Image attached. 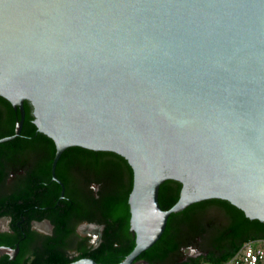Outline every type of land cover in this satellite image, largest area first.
<instances>
[{
	"label": "water",
	"instance_id": "1",
	"mask_svg": "<svg viewBox=\"0 0 264 264\" xmlns=\"http://www.w3.org/2000/svg\"><path fill=\"white\" fill-rule=\"evenodd\" d=\"M0 96L19 111L0 142L31 102L60 197L65 148L127 160L135 245L112 264H135L193 202L224 199L264 222V0H0ZM166 179L181 190L162 209Z\"/></svg>",
	"mask_w": 264,
	"mask_h": 264
},
{
	"label": "trees",
	"instance_id": "2",
	"mask_svg": "<svg viewBox=\"0 0 264 264\" xmlns=\"http://www.w3.org/2000/svg\"><path fill=\"white\" fill-rule=\"evenodd\" d=\"M25 116L19 136L0 142V186L4 185L6 161L18 163L23 141L31 139L35 125L33 115L26 103ZM19 111L7 99L0 96V138L14 132ZM37 139L51 142L48 154L39 163V180L42 187L50 183L49 193L41 196V205H52L59 198L60 187L50 177V164L54 156L52 139L38 133ZM69 153L61 154L56 165V173L65 183L68 191L59 204L67 203L66 197L73 200L74 210L53 212L43 211L30 218H49L53 222L85 219L103 225L100 241L88 246L86 239H42L30 249L32 239H0V245L15 246L19 241V252L15 259L8 254H0V264H67L81 257H90L97 262L118 263L133 249L135 237L129 230L128 195L132 186V169L127 160L112 151H95L83 147H70ZM89 156L86 165L90 169L88 181L98 183L93 192L88 187L84 196L74 192L75 181L67 178L64 170L68 158ZM83 164V163H81ZM62 166V167H61ZM61 167V168H60ZM181 183L166 179L159 185L158 202L162 209L173 205L179 197ZM68 212V214H67ZM59 216V217H58ZM57 217V218H55ZM58 221V222H60ZM29 234V230L26 229ZM264 240V222L250 219L244 212L220 198H210L193 202L168 216L160 237L135 259V264H222L230 259L245 243ZM192 246L197 254H189ZM74 249L70 254L68 249ZM146 261L147 263H144Z\"/></svg>",
	"mask_w": 264,
	"mask_h": 264
},
{
	"label": "flooded vegetation",
	"instance_id": "3",
	"mask_svg": "<svg viewBox=\"0 0 264 264\" xmlns=\"http://www.w3.org/2000/svg\"><path fill=\"white\" fill-rule=\"evenodd\" d=\"M25 101L33 115L31 102L29 100ZM38 133L42 132L37 131L36 128L31 139L23 141V148L19 156H17V164H11L9 157L6 161L7 170L5 182L4 185L0 186V239H20L22 241L24 239H32L30 241V249H34V246L42 239H86L88 246H95L100 241L98 239H101L102 224L88 222L85 219H80L76 222L73 217L62 222L60 220H58L60 222H53L47 217L41 219L30 218L31 215H38L43 211L48 212V209H53V212L64 209L70 211L71 209L74 210V206H76V204L73 205V200L69 197H66V202H69V204H59V199L65 198L68 189L62 179L57 175L56 168V176L64 184L63 196L60 197L61 187L56 181L52 180L50 172L51 180L60 187V195L52 205L40 204L41 196H43V193L50 192L51 185L47 182V186L42 187V181L39 180V163L48 154L51 142L37 139L39 136ZM70 147L65 148L62 153H69L71 150L69 149ZM68 159L69 160H67L63 168L67 171V178H71L75 181L76 186H74V192H76L77 195L84 196L88 187L91 188L93 192H96L99 188L98 183L88 181L90 178V169L86 164L89 163L90 157L76 155ZM26 229L30 231L29 234ZM15 244V246L0 245V254H8L10 258L15 259L20 248L19 241H16ZM2 247H9L10 249H3ZM197 250L198 249L190 246L189 254L199 253ZM68 252L70 254H75L73 248L68 249Z\"/></svg>",
	"mask_w": 264,
	"mask_h": 264
},
{
	"label": "built area",
	"instance_id": "4",
	"mask_svg": "<svg viewBox=\"0 0 264 264\" xmlns=\"http://www.w3.org/2000/svg\"><path fill=\"white\" fill-rule=\"evenodd\" d=\"M222 264H264V246L245 243L230 259Z\"/></svg>",
	"mask_w": 264,
	"mask_h": 264
},
{
	"label": "crops",
	"instance_id": "5",
	"mask_svg": "<svg viewBox=\"0 0 264 264\" xmlns=\"http://www.w3.org/2000/svg\"><path fill=\"white\" fill-rule=\"evenodd\" d=\"M255 244L264 246V240H262V241H257V242H255Z\"/></svg>",
	"mask_w": 264,
	"mask_h": 264
}]
</instances>
